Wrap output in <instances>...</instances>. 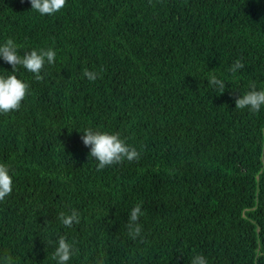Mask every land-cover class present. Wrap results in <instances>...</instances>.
<instances>
[{"label": "trees", "instance_id": "1", "mask_svg": "<svg viewBox=\"0 0 264 264\" xmlns=\"http://www.w3.org/2000/svg\"><path fill=\"white\" fill-rule=\"evenodd\" d=\"M9 39L21 56L56 57L42 80L0 58V76L29 85L0 113L13 179L0 264H58L60 236L67 264H264V105L236 108L253 83L264 90V0H66L52 15L0 0V46ZM86 129L118 133L139 159L98 171ZM73 209L80 222L66 227L59 214Z\"/></svg>", "mask_w": 264, "mask_h": 264}, {"label": "clouds", "instance_id": "2", "mask_svg": "<svg viewBox=\"0 0 264 264\" xmlns=\"http://www.w3.org/2000/svg\"><path fill=\"white\" fill-rule=\"evenodd\" d=\"M30 2L32 10H36L42 15H52L60 11L66 4V0H30ZM55 57L56 53L51 48L46 51L41 49L39 52L32 50L31 52H25L21 56L18 54V49L11 39L3 46H0V58L12 66L13 73L16 72L17 66H23L29 72L35 73L37 80L43 79L40 73L45 65V60H47L48 64H53ZM243 67V62L238 59L233 63L230 70L235 73ZM82 75L89 81H95L98 74L85 68ZM209 83L218 87L221 90V94L224 92L223 90L226 87L224 81L218 79L214 74H210ZM28 88L29 85L18 79L15 74L7 78L0 76V113L18 110L22 100L28 93ZM262 105H264V90L257 91L255 83L251 85L250 91L236 100V108L244 109L247 107L252 112H258ZM83 133V143L90 147L89 159L96 158L99 161L98 171L106 166L122 163L125 159L129 162L139 159L140 153L134 147L127 145L118 133L109 134L107 132L93 131L92 129H86ZM12 184L13 179L9 174V168L4 164H0V201H3L6 196L11 194ZM142 203L137 204L131 210L127 224L129 235L134 240L140 237L142 232V225L138 222L140 216L143 215ZM59 219L64 226L71 227L74 222L77 224L80 222V215L73 209L70 215L61 212ZM73 254V245L66 242L64 236H60L53 258L58 261V264H67ZM4 264H12L11 256L4 257ZM191 264H207V261L201 254L194 256Z\"/></svg>", "mask_w": 264, "mask_h": 264}]
</instances>
